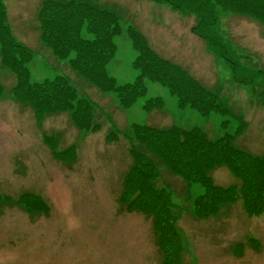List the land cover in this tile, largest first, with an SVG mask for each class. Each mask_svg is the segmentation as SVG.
Listing matches in <instances>:
<instances>
[{"label": "rangeland", "instance_id": "374dc122", "mask_svg": "<svg viewBox=\"0 0 264 264\" xmlns=\"http://www.w3.org/2000/svg\"><path fill=\"white\" fill-rule=\"evenodd\" d=\"M50 2L0 0V264H264V76L240 84L193 16L150 0H75L83 71L46 37L41 17L64 28ZM261 5H217L214 35L243 80L264 73V19L242 15ZM90 21L113 33L102 55L76 46ZM141 65L172 92L145 76L121 104L104 79L135 83Z\"/></svg>", "mask_w": 264, "mask_h": 264}, {"label": "trees", "instance_id": "16d2710c", "mask_svg": "<svg viewBox=\"0 0 264 264\" xmlns=\"http://www.w3.org/2000/svg\"><path fill=\"white\" fill-rule=\"evenodd\" d=\"M150 1L157 2V3H165L176 11L188 13L191 16H193L196 19L197 23L195 26L192 27V33L196 34V36L199 37L205 43L207 48L208 49L211 48L212 52H214L217 56H221L222 58L226 59V61L231 63V70H232V73L234 75V79L237 82H239L240 84H242V82L246 81L248 84L251 85V82L254 81V77H257L260 75L264 76V73H262V72H255L254 76L246 77L245 80H243V77L246 75V71L243 68L241 69V67L237 61H234V59H231L225 55L226 53H228L227 48L225 47V45H223V43H221L220 41L218 42V38L214 35V29H215L216 23H217V5L219 4L220 0H150ZM56 2H58V1H56ZM59 2H60L59 4L58 3L56 4L54 2H50L47 5L51 4V5L56 6L57 9L61 8L62 11L64 10L63 18L58 22L61 26H64V28H59V27L51 28L53 23L48 24L49 20L45 17H41V22L43 23V25L48 26V28H46V31L48 32L46 37H52V34H53L54 36L52 38H54L55 43H57V44L62 43L63 48L66 45L68 50L73 49L72 51H74L76 53V58H79V62L81 63L82 69H83V71H85L87 64H88V61H91V59H90L91 56L89 54L85 53L87 58H81L84 56V53L82 52L81 49H74V45L71 43L72 41L79 40L78 35L80 36L79 26L73 25L70 21V18H69L70 14L75 11V9L78 7L79 4L77 2H75V0H69V1H60L59 0ZM260 2H261V4L264 5V0H260ZM225 8L228 10H232L227 5H225ZM260 8L263 9L264 6L261 5ZM96 9H98V8H96L93 5H90L87 8V11L89 13H91L92 15H97L98 13L99 14L102 13L101 11L96 10ZM257 9L258 8H256V9L245 8L242 10V15L247 16V17L256 18L261 22L262 19H260V18L264 19V15H262L261 13H259V15L256 14L257 12H261V11H258ZM46 10L48 11V8H46ZM90 24H92L91 21L89 22L87 30L92 35V40L83 39V41H81V43H76V46L78 48H83L84 50H90V49H92V46H95L97 44V46L94 48V51H97L102 55V53H104L107 50V47H105L103 45V42H105L106 45H108V43L110 41V37L113 33L110 32V30L108 28H106L102 34H100L99 36H97V35L95 36L93 31H91V29H90L91 28ZM10 34L12 36V33L10 31H7V35L10 36ZM139 39H141L142 41L144 40L141 37V35L139 36ZM49 42H50V39H49ZM10 45L12 47H16L18 45V43L10 42ZM21 45H18V47L19 48H23V47L27 48L24 45H22V46ZM151 53L154 54L152 63H154L155 58H158L159 60L157 61V63L162 65L163 67H169L171 69L175 68V67L169 66L167 64V61L165 62L161 58L157 57V54L154 51H152ZM23 54L29 59H31V58L35 59V56H33V53L30 50H27V49L24 50ZM110 55L111 54L109 52L106 53V56H110ZM141 55L142 54L139 53L138 57L140 58ZM232 55H233V53L230 54V56H232ZM101 61L102 60L100 59L97 63H93L91 66V69H90V73L93 74L95 76L94 78H96V79L101 78L100 67L103 65V63ZM104 68L105 69H103V70H106L105 65H104ZM139 69L142 72L138 75L135 83H132V84H125V85L116 84L114 82V79L112 77L109 78V76H107V78L104 79V82H112L115 85L112 88V91L117 94L118 98L120 99L121 104H126V100L129 97L128 94L130 96H132L138 90V88L141 87L142 83L145 82V76H147L148 80L150 78V79H155V80L161 81L163 84H166L169 87L168 89L172 92L170 85L173 86L174 82L170 83V85L167 84V82H172V81L170 79H167L166 76H164L165 72H161L158 69L154 68L149 75L148 69H151V67L149 65H141V66H139ZM142 69H144V70H142ZM157 72L160 74V76L157 75ZM60 78L62 80H64L63 82L67 84V87H69V88L72 87V82H71L70 78L63 77V76H60ZM171 79L173 81L178 80V78L176 76H173ZM131 89H134V91L131 92ZM144 90L146 91V86L144 87ZM81 98H83V97L81 96ZM83 101L87 104L88 100L85 99ZM146 106H151V105H150V103H148V104H146ZM88 107L91 108L90 105ZM71 108H74V106H72ZM74 110L77 111V109H74ZM93 114H95V113H93ZM89 119H90V121H95V120L91 119V115H89ZM241 152H239V156L241 155ZM256 162L264 164V158L257 159ZM255 193H256V190H254V192H253L252 189L247 192V194H255Z\"/></svg>", "mask_w": 264, "mask_h": 264}]
</instances>
